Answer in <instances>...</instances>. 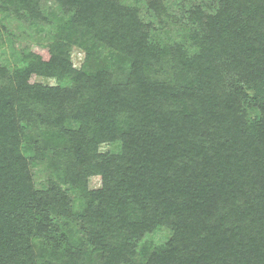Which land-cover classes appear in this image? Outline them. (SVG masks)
<instances>
[{
	"label": "trees",
	"instance_id": "obj_1",
	"mask_svg": "<svg viewBox=\"0 0 264 264\" xmlns=\"http://www.w3.org/2000/svg\"><path fill=\"white\" fill-rule=\"evenodd\" d=\"M49 2L0 63V264H264V0H0V50Z\"/></svg>",
	"mask_w": 264,
	"mask_h": 264
},
{
	"label": "rangeland",
	"instance_id": "obj_2",
	"mask_svg": "<svg viewBox=\"0 0 264 264\" xmlns=\"http://www.w3.org/2000/svg\"><path fill=\"white\" fill-rule=\"evenodd\" d=\"M138 7L144 14V8L142 4H139ZM46 8L47 10H53V13H55V15L48 16L50 17L49 19L47 17L49 23H51L49 26H47V24L45 23H41L29 27L27 25H19L15 22H9V24H7L6 21H2L8 28V35H3V40L6 44V47L0 50V55H2V57H0V63L12 64V62H14L16 59L15 52H20L24 48L30 49L35 45L42 46L50 41L53 25H55V22L57 21V11L51 2L47 4ZM176 16H179L178 12L176 13ZM1 20H3V16H0V21ZM154 27L156 34L155 36H157L160 41L166 43L182 42L184 47L190 50L191 44L189 43V41H186L188 40V33L186 32V28L183 27L182 29L179 26L172 27L168 21H162L161 23H157V21H154ZM164 28L165 30L163 31ZM81 57L82 55L77 51L72 54V60L75 67H78L80 65ZM37 81L45 84H54V81L52 80L38 79ZM107 150H113V147L103 146L100 148L101 152ZM40 181H42V178H39V176H37L36 182L39 183ZM97 184L98 181L92 180L90 186L95 187ZM165 236L166 232L160 233L157 236L156 240H163Z\"/></svg>",
	"mask_w": 264,
	"mask_h": 264
}]
</instances>
